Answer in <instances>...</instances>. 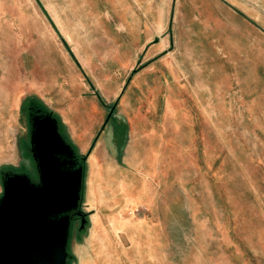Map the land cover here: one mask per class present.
<instances>
[{"label":"crops","instance_id":"1","mask_svg":"<svg viewBox=\"0 0 264 264\" xmlns=\"http://www.w3.org/2000/svg\"><path fill=\"white\" fill-rule=\"evenodd\" d=\"M72 10L58 24L91 83L108 100L119 95L118 112L101 122L98 94L46 24L37 39L26 34L34 64L24 89L55 106L82 151L93 140L86 188L91 228L78 263L153 262L155 219L134 214L154 207L160 174L178 151L188 152L184 133L194 131L193 115H213L210 100L222 104L234 90L236 60L264 51V0H73ZM14 36L9 46L17 49Z\"/></svg>","mask_w":264,"mask_h":264},{"label":"rangeland","instance_id":"2","mask_svg":"<svg viewBox=\"0 0 264 264\" xmlns=\"http://www.w3.org/2000/svg\"><path fill=\"white\" fill-rule=\"evenodd\" d=\"M72 2L0 0V166L37 180L30 151L28 105L34 101L59 118L61 131L79 157L86 155L81 209L87 222L81 228V217L72 220L67 247L73 255L68 264H79L91 228L86 188L87 152L93 140L82 151L55 106L24 89L25 73L30 75L34 64L30 52H25L26 34L32 32V38L37 39V31L46 24L50 39L64 47L66 57L81 69L86 86L98 94L104 111L101 122L110 112H118L113 108L119 95L108 100L98 85L91 83L71 40L58 24V19L72 17ZM14 32L20 37L17 49L9 46L16 37ZM49 45L50 57L56 58V48L51 41ZM234 73V90L226 93L223 103L210 100L214 114L193 115L194 131L184 133L190 148L185 153L178 151L160 174L154 207L134 214L154 218L158 232V255L153 262L144 260L145 264H264V51L247 61L236 60ZM2 192L1 183L0 197Z\"/></svg>","mask_w":264,"mask_h":264},{"label":"water","instance_id":"3","mask_svg":"<svg viewBox=\"0 0 264 264\" xmlns=\"http://www.w3.org/2000/svg\"><path fill=\"white\" fill-rule=\"evenodd\" d=\"M29 115L38 178L0 170V264H68L73 217H81V228L87 222L84 165L52 111Z\"/></svg>","mask_w":264,"mask_h":264},{"label":"flooded vegetation","instance_id":"4","mask_svg":"<svg viewBox=\"0 0 264 264\" xmlns=\"http://www.w3.org/2000/svg\"><path fill=\"white\" fill-rule=\"evenodd\" d=\"M45 111V109L43 107H40V105H38L36 102H31L28 105V119L30 117L29 113L31 112L33 115H36L38 113H43ZM78 218H80V216L75 215L73 217L74 220H77Z\"/></svg>","mask_w":264,"mask_h":264},{"label":"trees","instance_id":"5","mask_svg":"<svg viewBox=\"0 0 264 264\" xmlns=\"http://www.w3.org/2000/svg\"><path fill=\"white\" fill-rule=\"evenodd\" d=\"M55 115V114H54ZM59 119V118H58ZM60 121V120H59ZM60 128H61V123H60ZM63 133V132H62ZM64 136H65V134H64ZM66 137V136H65ZM66 139H67V137H66ZM68 140V139H67ZM68 142H70L69 140H68ZM71 143V142H70ZM72 144V143H71ZM72 146L74 147V145L72 144ZM75 148V147H74ZM77 155H78V153H77ZM78 157H79V155H78ZM80 158V160H81V162L84 164V161H85V159H86V155L85 156H83V157H79ZM2 169V168H1ZM71 258H73V256L71 257Z\"/></svg>","mask_w":264,"mask_h":264}]
</instances>
